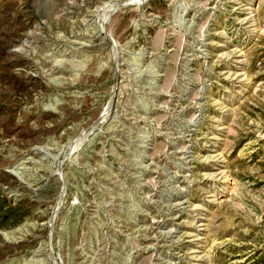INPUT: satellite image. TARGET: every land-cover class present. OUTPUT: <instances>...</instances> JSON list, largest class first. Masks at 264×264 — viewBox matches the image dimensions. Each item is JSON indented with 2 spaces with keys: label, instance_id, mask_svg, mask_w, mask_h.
<instances>
[{
  "label": "rangeland",
  "instance_id": "rangeland-1",
  "mask_svg": "<svg viewBox=\"0 0 264 264\" xmlns=\"http://www.w3.org/2000/svg\"><path fill=\"white\" fill-rule=\"evenodd\" d=\"M0 264H264V0H0Z\"/></svg>",
  "mask_w": 264,
  "mask_h": 264
}]
</instances>
